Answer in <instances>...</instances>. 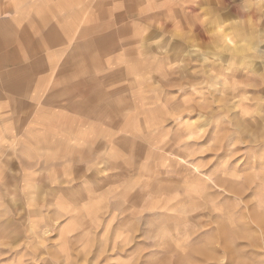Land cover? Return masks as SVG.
Listing matches in <instances>:
<instances>
[{"label":"rangeland","instance_id":"1","mask_svg":"<svg viewBox=\"0 0 264 264\" xmlns=\"http://www.w3.org/2000/svg\"><path fill=\"white\" fill-rule=\"evenodd\" d=\"M121 2L66 91L97 143H0V264H264V0Z\"/></svg>","mask_w":264,"mask_h":264},{"label":"crops","instance_id":"2","mask_svg":"<svg viewBox=\"0 0 264 264\" xmlns=\"http://www.w3.org/2000/svg\"><path fill=\"white\" fill-rule=\"evenodd\" d=\"M121 4V0H0V143L15 138L19 144V116L22 129H28L21 144L47 150L48 161L57 151V139L69 143L73 153L78 150L75 140L97 143L98 121L84 128L72 98L66 101V91L76 66L88 63L89 50L107 34L119 33ZM56 65H62L61 75L53 74ZM74 78L86 89V76ZM20 113L31 114L30 121Z\"/></svg>","mask_w":264,"mask_h":264},{"label":"bare ground","instance_id":"3","mask_svg":"<svg viewBox=\"0 0 264 264\" xmlns=\"http://www.w3.org/2000/svg\"><path fill=\"white\" fill-rule=\"evenodd\" d=\"M262 184V183H261ZM262 207L264 208V204H262ZM261 218H263L264 219V217H261Z\"/></svg>","mask_w":264,"mask_h":264}]
</instances>
